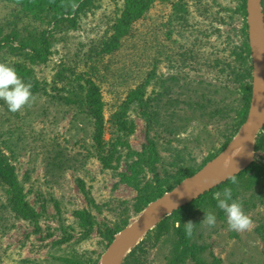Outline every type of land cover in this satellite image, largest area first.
<instances>
[{
	"label": "trees",
	"instance_id": "obj_1",
	"mask_svg": "<svg viewBox=\"0 0 264 264\" xmlns=\"http://www.w3.org/2000/svg\"><path fill=\"white\" fill-rule=\"evenodd\" d=\"M96 1L99 0H0V5L8 10L0 17V53L6 56L2 63L15 68L22 82L31 84L32 97L48 95L55 103L71 107L77 115H83L88 120L92 129L90 154L104 169H117L122 162L126 164V171L118 174L119 182L131 187L136 196L132 201L119 202L116 221L101 231L105 246H108L133 216L139 215L150 202L173 189L182 180L193 177L222 152L246 119L254 78L247 35L246 0H236L239 5L234 13L242 17V27L238 31L234 29L233 35L229 33L227 36V55H217L214 60L207 62L216 77L223 81L219 87L225 89L226 96L219 100L214 98V93L218 91L208 89L214 87L213 84L201 81L204 85L201 90L192 89L191 82L178 73L166 79H162L158 73L164 61L171 70L176 63L182 69L197 57V53L193 54L192 50L185 52L182 49L179 52L178 45H174L175 41H196L201 45L207 37L212 36L211 33H219L214 27L194 31L190 23V4L201 5L199 7L204 8L202 15H205L208 9L204 1L122 0L110 15L100 39L93 42L88 55L79 57L77 54L73 62L61 61L51 81H41L36 76L34 66L47 61L53 47L52 41H55L54 33L66 34L69 29L76 28L78 18L87 10L91 11ZM156 3L167 5L170 9L162 27L166 29L164 41H172L175 48H170L168 53L157 50L159 53L152 56L150 67L138 73L130 70V67L119 71L118 80L127 84V90L106 116V103L100 85L96 83L97 80H103L105 73H100L98 65L104 58L120 54L123 50L130 53L129 58L137 52L147 58L149 50H153V43L146 41L137 47L139 29L136 23L146 19ZM261 5L264 12V0H261ZM215 18L221 24L225 22L224 17ZM229 19H233L232 15H229ZM175 34L180 37L179 40L174 38ZM176 87L180 91H174ZM237 94L240 96L235 97ZM2 100L7 111L18 118V113L9 111ZM180 108H185L191 118L205 119L209 123L229 120L231 124L222 149L211 153L195 167L191 165L195 159H190L186 149L173 147L174 139L163 135L172 136L180 130V125L174 120V117L179 119L176 115ZM131 111L139 114L148 132L156 131L152 137H147L141 151H133L130 147L129 138L135 130ZM189 115H185V118ZM5 119H0V236L6 230L8 215L35 226L39 217L25 200L13 164L19 144L24 140L18 135V128L5 129L4 123L10 122L9 117ZM158 128L161 129L160 133L157 132ZM160 151L167 152L173 157L172 160L166 162ZM254 151L264 154V124L255 139ZM47 154V167L52 173L68 169L76 162L66 158L61 150L49 151ZM225 188L232 189V199L238 202L243 200L238 199L240 188L263 189L264 163L252 160L233 178L164 216L144 240L124 255L121 264H149V251L158 243L167 242L170 248L164 257L165 264H208L205 258L208 246L200 240L195 219L197 214L209 212L218 219H225L226 213L217 206L218 201L214 199V194L223 193ZM221 198H224L223 195ZM75 216L79 218V224L90 232L94 225L93 217L86 211H76ZM188 221L196 225L191 236L186 234L184 228ZM256 231L264 241V216L259 220ZM64 261L70 264H98V260L90 257ZM214 264H219V260L214 259Z\"/></svg>",
	"mask_w": 264,
	"mask_h": 264
},
{
	"label": "rangeland",
	"instance_id": "obj_2",
	"mask_svg": "<svg viewBox=\"0 0 264 264\" xmlns=\"http://www.w3.org/2000/svg\"><path fill=\"white\" fill-rule=\"evenodd\" d=\"M201 1H204L205 8L208 9L205 15H202L204 8L199 7L201 5L190 4V23L194 26V31L214 27L219 33H211L212 36L207 37L205 42L202 41L204 43L201 45L196 41H175L174 45H178L179 52L182 49L185 52L192 50L193 54L197 53V57L182 69L176 63L175 68L171 70L169 64L164 61L160 64L158 73L162 79L178 73L191 82L192 89L201 90L204 87L201 81L213 84L214 87L207 88L218 91L214 93V98L219 100L226 96L225 89L219 87L223 85V81L216 77L207 62L214 60L217 55H227L229 43L226 38L229 33L233 35L234 29L238 31L242 27V17L234 13L239 5L236 0ZM121 2L122 0L96 1L91 11L87 10L78 18L76 28L69 29L66 34L55 32V41H52L53 47L47 61L34 66L36 76L49 83L61 61L73 62L77 54L79 57L88 55L93 42L100 39L110 15ZM7 12V8L0 5V17ZM169 12L167 5L156 3L147 18L136 23L139 29L137 47L146 41L153 43V50H149L147 58L138 54L139 52L129 58L130 53L123 50L120 54L104 58L98 65L100 73H105L103 80H97L96 83L100 85L106 103V116L113 105L124 97L127 90V84L118 80L117 73L123 69L127 70L128 67L136 73L149 68L152 56L159 53L157 50L168 53L170 48L174 47L172 41H164L166 29L162 24L166 23ZM229 15H232L233 19H229ZM215 17H224L225 22L221 24ZM175 37L180 39L177 34ZM156 39L157 41H150ZM5 57L0 53L1 63ZM230 87L233 88V85ZM174 91L180 89L176 87ZM185 91L186 89L183 90ZM17 113L18 118L8 112L0 101V119H10L9 123H4L5 129L18 128V135L24 140L19 144L13 164L25 200L39 217L35 226L31 222L7 216L6 230L0 236V264H70L64 259L86 257L96 259L99 263L107 248L101 231L116 221V207L119 202L132 201L136 196L131 187L119 182L118 174L126 171V164L122 162L117 169H104L90 154L92 129L88 120L83 115H77L71 107L55 103L48 95L33 96ZM185 115H189L187 110L180 108L176 115L179 119L174 117L175 123L181 127L180 130L172 136L163 135L174 139L173 147L185 148L190 159H195L191 164L195 167L208 155L222 149L225 139L229 136L227 130L231 124L229 120L209 123L205 119L191 118L190 115V118H185ZM130 116L135 124L134 133L129 138L130 147L133 151H141L147 137H152L156 131L148 132L146 123L136 111H131ZM160 131L158 128L157 132ZM54 150L63 151L66 158L76 162L68 169L50 172L46 158L47 153ZM252 152L253 160L264 163L263 153L254 150ZM160 154L166 162L173 158L164 151H160ZM238 191V199L245 200L240 202L243 210L252 220L248 230H230L226 215L224 220L216 217L215 225L209 227L201 224L204 214H197V233L201 242L208 246L205 255L208 264H214V259L219 260V264H264V241L256 231L259 220L264 216V188H240ZM76 211H86L93 217L94 225L90 232L79 224L80 220L75 216ZM137 216H133L130 222ZM147 233L138 244L146 238ZM169 248V242L158 243L149 251V264H165L164 257Z\"/></svg>",
	"mask_w": 264,
	"mask_h": 264
},
{
	"label": "water",
	"instance_id": "obj_3",
	"mask_svg": "<svg viewBox=\"0 0 264 264\" xmlns=\"http://www.w3.org/2000/svg\"><path fill=\"white\" fill-rule=\"evenodd\" d=\"M246 24L253 78L256 73L259 74V78L253 79L245 121L222 152L216 156V158L219 156L222 158V169L208 183L196 180V173L193 177L182 180L173 189L150 202L135 220L123 227L114 236L98 264H111L114 253L123 251L125 255L136 246L139 240L151 229L147 225L154 214L161 213L166 216L233 178L241 170L237 167V157L241 149L248 146L251 147L252 151L254 150L255 139L264 124L263 118L261 126L256 127V122L260 121L264 114V12L261 0H246ZM134 238L136 241L133 243Z\"/></svg>",
	"mask_w": 264,
	"mask_h": 264
},
{
	"label": "clouds",
	"instance_id": "obj_4",
	"mask_svg": "<svg viewBox=\"0 0 264 264\" xmlns=\"http://www.w3.org/2000/svg\"><path fill=\"white\" fill-rule=\"evenodd\" d=\"M0 99L5 101L11 112L21 110L32 99L31 84L22 82L15 68L5 63H0ZM222 195L224 198L220 199ZM214 199H217V206L226 213L230 230L243 232L250 228L252 220L244 212L243 205L232 199L231 188H225L223 193L216 192ZM215 223L216 216L214 214L210 212L204 213V219L201 224L212 227ZM195 226L191 221L186 222L184 224L186 234L191 236Z\"/></svg>",
	"mask_w": 264,
	"mask_h": 264
},
{
	"label": "bare ground",
	"instance_id": "obj_5",
	"mask_svg": "<svg viewBox=\"0 0 264 264\" xmlns=\"http://www.w3.org/2000/svg\"><path fill=\"white\" fill-rule=\"evenodd\" d=\"M255 79L259 78V74L256 73L254 75ZM264 118V114L261 116V120L256 122V127L259 128L262 124V119ZM253 152L251 147H244L241 149V151L238 154L237 157V167L238 169H243L246 167L253 159ZM223 167V161L221 156L211 160L209 163L205 164V167L197 173L195 176V179L203 182V183H208L211 181V179L216 175ZM163 217V214L161 213H156L154 214L151 219L148 221L147 227L150 228L153 225H156ZM136 241V238L133 239V243ZM124 252L123 251H117L116 253L113 254L112 259H111V264H120L121 260L123 258Z\"/></svg>",
	"mask_w": 264,
	"mask_h": 264
}]
</instances>
